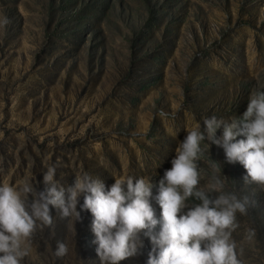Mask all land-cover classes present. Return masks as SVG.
Instances as JSON below:
<instances>
[{"label":"rangeland","instance_id":"rangeland-1","mask_svg":"<svg viewBox=\"0 0 264 264\" xmlns=\"http://www.w3.org/2000/svg\"><path fill=\"white\" fill-rule=\"evenodd\" d=\"M1 11L10 23L0 25V184L43 191L55 166L65 187L87 171L109 187L143 177L155 195L188 130H203L205 117L242 116L250 94L264 90V0H0ZM208 143L200 187H209L214 160L224 190L252 198L233 238L243 264H264L252 220L264 221V191L245 185L244 167ZM82 204L83 196L78 221L50 206L54 229L37 231L22 264H100ZM57 241L69 249L62 258ZM144 244L120 264H147Z\"/></svg>","mask_w":264,"mask_h":264},{"label":"clouds","instance_id":"clouds-1","mask_svg":"<svg viewBox=\"0 0 264 264\" xmlns=\"http://www.w3.org/2000/svg\"><path fill=\"white\" fill-rule=\"evenodd\" d=\"M8 23L6 17L0 20V25ZM158 115L163 119L167 113L160 110ZM203 125V130H188L179 142L155 195L154 184L143 177L115 179L109 187L87 171L76 173L74 183L65 187L55 166L44 172L43 191L30 182L19 187L0 184V264H22L37 231L54 229L50 206L61 218L81 220L77 211L81 196V210L93 217L91 231L100 264H120L142 254L144 238L152 245L147 264H243L233 233L239 228L237 214L247 215L255 202L249 195L224 190L227 177L221 178L214 160L210 185L201 188L198 161L205 153L202 144L208 141L209 148L214 144L224 150L228 164L244 167L245 185L264 191V90L250 94L242 116L225 120L213 115L205 117ZM153 199L161 209L159 218ZM254 235L250 232L249 238ZM68 251L64 241H57L56 257Z\"/></svg>","mask_w":264,"mask_h":264},{"label":"trees","instance_id":"trees-1","mask_svg":"<svg viewBox=\"0 0 264 264\" xmlns=\"http://www.w3.org/2000/svg\"><path fill=\"white\" fill-rule=\"evenodd\" d=\"M16 6V8L14 9V11H18V15L20 14L21 18H22V22H23V25L25 26L26 24L28 25L29 23V20L27 19V15L25 13H22V11H19L20 10V6H17V3L16 2H13ZM12 3V4H13ZM99 6V5H98ZM58 7H55L54 8V17H53V20L56 21V17H57V13L59 12L58 11ZM93 13L96 14V16H100L101 15V12L98 11H93ZM29 14V13H28ZM0 16H1V19L4 18V12H0ZM2 32L1 30V26H0V33ZM47 32H52V29H51V26H49V28H47ZM252 220H253V223L255 224V226L258 228V232H259V244L257 247L259 246H262L264 244V221L258 219L257 217H254L252 216Z\"/></svg>","mask_w":264,"mask_h":264}]
</instances>
